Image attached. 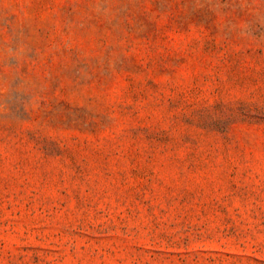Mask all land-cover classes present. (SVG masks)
I'll return each mask as SVG.
<instances>
[{"label": "rangeland", "instance_id": "374dc122", "mask_svg": "<svg viewBox=\"0 0 264 264\" xmlns=\"http://www.w3.org/2000/svg\"><path fill=\"white\" fill-rule=\"evenodd\" d=\"M0 264H264V0H0Z\"/></svg>", "mask_w": 264, "mask_h": 264}]
</instances>
